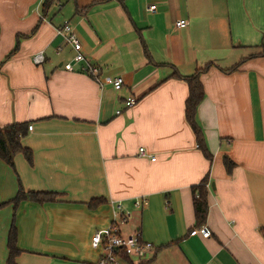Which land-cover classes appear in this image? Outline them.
Returning <instances> with one entry per match:
<instances>
[{"label":"crops","instance_id":"crops-1","mask_svg":"<svg viewBox=\"0 0 264 264\" xmlns=\"http://www.w3.org/2000/svg\"><path fill=\"white\" fill-rule=\"evenodd\" d=\"M43 2L0 0V128L30 123L22 144L33 160L0 159V264L13 219L15 264H93L92 236L111 225L154 245L123 264H264V0H66L46 15ZM65 22L102 79L124 78L120 91L79 64L65 70L74 55L56 33ZM209 63L197 121L212 159L186 119L189 85L173 76ZM207 177L210 238L190 235L193 188ZM20 185L63 196L15 211ZM93 199L105 202L90 208Z\"/></svg>","mask_w":264,"mask_h":264},{"label":"trees","instance_id":"trees-1","mask_svg":"<svg viewBox=\"0 0 264 264\" xmlns=\"http://www.w3.org/2000/svg\"><path fill=\"white\" fill-rule=\"evenodd\" d=\"M57 2V0H44L42 4L43 14H47L52 6ZM264 55V50L259 54ZM215 64L209 63L203 68H199L193 75L182 76L178 72H175L173 76L185 80L189 85V97L186 101V119L191 125L195 132L198 146L203 150L204 154L208 159H212V154H210L203 131L197 121V108L199 104L204 99V87L200 81V76L210 70ZM230 70H227L229 72ZM30 123H13L0 128V159H2L6 164L13 167L14 158L18 154H22L28 163L32 164V151L22 144V140L28 135ZM224 163L226 167L230 170L234 165L232 161L228 158H224ZM208 177L205 178L202 183L193 188L194 197V211L195 218L197 221L198 228L203 226L207 219L208 214ZM62 194L55 191H26L21 185L16 197L11 201L16 208L21 201L27 200L36 203H50L58 202L62 198ZM105 202L103 199H93L88 205L90 208H95ZM8 249L9 257L7 264H15L16 257L20 254V249L17 247V229L15 222H13L10 227L8 236ZM123 262L132 263V259L126 254H122ZM142 264V263H141Z\"/></svg>","mask_w":264,"mask_h":264},{"label":"built area","instance_id":"built-area-1","mask_svg":"<svg viewBox=\"0 0 264 264\" xmlns=\"http://www.w3.org/2000/svg\"><path fill=\"white\" fill-rule=\"evenodd\" d=\"M149 10L156 11V6L152 5ZM187 25L188 22L185 19L175 22V26L178 29H183L187 27ZM56 33L64 39L66 44L72 47L74 52L73 60L64 65L66 71H74V65L79 64L80 71L92 77L100 86L108 84L116 91H120L123 88L125 81L122 76H108L102 79L100 69L87 61L82 51V43L69 22H65L61 27L57 28ZM57 53H61V48L57 49ZM33 61L36 64L42 63L44 61V52L34 55ZM136 103L137 98L131 96L125 100V107L130 108ZM117 114H121V111L118 110ZM29 129L31 130L32 127L30 126ZM138 154L140 157L148 156L145 148H140ZM150 158L152 161L156 160L153 156H150ZM146 205V199H136L134 203L136 208H142ZM119 209L121 210L120 206ZM130 216L131 213L126 212L122 217V223H125ZM197 234H201L205 238L211 237V231L206 225L196 228L190 233L192 236ZM91 245L93 249L100 251L98 260L93 264H123L122 254H126L132 260L144 259L154 248L152 243L144 241L139 234L128 236L121 235L115 225L96 231L92 236Z\"/></svg>","mask_w":264,"mask_h":264},{"label":"rangeland","instance_id":"rangeland-1","mask_svg":"<svg viewBox=\"0 0 264 264\" xmlns=\"http://www.w3.org/2000/svg\"><path fill=\"white\" fill-rule=\"evenodd\" d=\"M66 0H60V1H58L57 3H56V5L54 6V11H57L58 9H56V7L57 8H60V6H65V4H66V2H65ZM59 6V7H58ZM56 9V10H55ZM73 54H74V52H73ZM145 262H142V264H144ZM139 264H141V262H139Z\"/></svg>","mask_w":264,"mask_h":264}]
</instances>
